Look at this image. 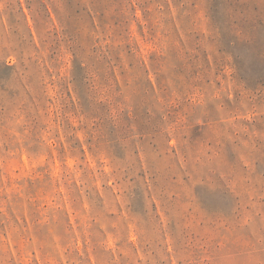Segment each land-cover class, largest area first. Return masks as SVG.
Masks as SVG:
<instances>
[{"label":"rangeland","instance_id":"obj_1","mask_svg":"<svg viewBox=\"0 0 264 264\" xmlns=\"http://www.w3.org/2000/svg\"><path fill=\"white\" fill-rule=\"evenodd\" d=\"M0 264H264V0H0Z\"/></svg>","mask_w":264,"mask_h":264}]
</instances>
